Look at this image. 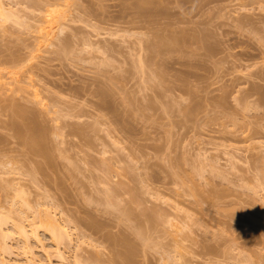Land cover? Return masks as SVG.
<instances>
[{
    "label": "rangeland",
    "instance_id": "rangeland-1",
    "mask_svg": "<svg viewBox=\"0 0 264 264\" xmlns=\"http://www.w3.org/2000/svg\"><path fill=\"white\" fill-rule=\"evenodd\" d=\"M48 1L0 0V264H264V0Z\"/></svg>",
    "mask_w": 264,
    "mask_h": 264
},
{
    "label": "bare ground",
    "instance_id": "bare-ground-1",
    "mask_svg": "<svg viewBox=\"0 0 264 264\" xmlns=\"http://www.w3.org/2000/svg\"><path fill=\"white\" fill-rule=\"evenodd\" d=\"M29 1V0H28ZM31 1V0H30ZM48 1V0H47ZM55 1V0H54ZM143 1V0H142ZM146 0H144L143 2H145ZM27 2V1H26ZM49 2V1H48ZM53 1H51L50 3H52ZM66 2V1H65ZM140 2V1H139ZM151 2H152V0H151ZM151 2L150 1H146V3H150V5H151ZM29 3V2H28ZM32 3V2H31ZM34 3V2H33ZM45 3H47V2H45ZM68 2H66V5H68L67 4ZM36 4H37V2H36ZM38 4H40V5H42V3H40V1L38 2ZM38 4H37V6H38ZM139 4V3H138ZM145 4V3H144ZM153 4H154V2H153ZM33 5V4H32ZM39 5V6H40ZM49 5V4H48ZM37 6L35 7V8H37ZM43 6H44V3H43ZM50 6V5H49ZM52 6H54V5H52ZM144 6V5H143ZM48 7V6H47ZM150 7V6H149ZM39 8V7H38ZM40 8H41V6H40ZM43 8V7H42ZM45 8V7H44ZM50 9V8H49ZM149 9V8H148ZM42 10V9H41ZM45 10V9H44ZM48 10V9H47ZM143 10H145L144 8H143ZM54 11V9L52 10V12ZM44 12V11H43ZM42 12V13H43ZM49 11H47L46 13H48ZM51 12V11H50ZM1 13H3L4 14V12L2 11ZM41 13V12H40ZM45 13V14H46ZM54 13V12H53ZM49 14V13H48ZM47 14V15H48ZM51 14V13H50ZM49 14V15H50ZM6 15V14H5ZM5 15H3V17L5 16ZM62 15V14H61ZM65 16V15H64ZM70 16V15H69ZM53 17H54V15H53ZM55 17H57V16H55ZM74 17V16H73ZM46 19H48L47 17H45ZM50 18V17H49ZM65 18V17H64ZM71 18V17H70ZM45 19V20H46ZM67 19V18H66ZM7 20V19H6ZM50 21H52V23L54 22L53 20H55V19H53V20H51V18L49 19ZM49 20H47L46 22H49ZM71 21V20H70ZM77 21V20H76ZM75 22V21H74ZM61 32V31H60ZM50 34V33H49ZM56 34V33H55ZM54 34V35H55ZM160 38V37H159ZM159 38H158V41H159ZM164 39H166V38H164ZM160 40L162 41V39L160 38ZM172 41H173V39H171ZM164 41V40H163ZM162 41V44H160V47L165 43L167 46H169V45H171L170 43L171 42H169L170 40H168V39H166L164 42ZM159 43H161V42H159ZM52 44V43H51ZM175 44V43H174ZM158 45V46H157ZM67 46V45H66ZM156 46L157 47H159V44H156ZM164 47H165V45H163ZM114 48V47H113ZM153 48V47H152ZM156 48V47H155ZM162 48V47H161ZM160 48V49H161ZM157 49V48H156ZM156 49H155V51H156ZM158 50V49H157ZM154 51V52H155ZM1 52V51H0ZM152 52V51H151ZM10 54V53H9ZM8 54V56H10ZM12 56V55H11ZM149 56V55H148ZM1 57V56H0ZM7 57V56H6ZM20 56H18L17 55V58L18 59H20L19 58ZM144 57V56H143ZM149 57H151V56H149ZM9 58V57H8ZM12 58V57H11ZM16 58V57H15ZM22 58V57H21ZM17 59V60H18ZM6 60V59H5ZM12 60V59H11ZM16 60V62H19V61H17ZM148 60V59H147ZM153 60V59H152ZM7 62H8V60H6ZM10 61V60H9ZM149 61H151V60H149ZM12 62V61H11ZM14 62V61H13ZM6 63V62H5ZM152 63V62H151ZM15 64V63H14ZM10 88V87H9ZM8 89V88H7ZM101 90V89H100ZM105 90V89H104ZM10 92V91H9ZM100 92V91H99ZM96 93H98V91L96 92ZM101 93H105V92H103L102 90H101ZM112 93V92H111ZM35 95V94H34ZM112 95V94H111ZM38 96V95H37ZM4 97H6V96H4ZM10 97V96H9ZM12 97V96H11ZM97 97H99V96H97ZM101 97V96H100ZM104 97V95L102 96V98ZM106 97H108V95H106ZM111 97V96H110ZM0 98H2V96L0 97ZM3 99V98H2ZM1 99V100H2ZM5 99V98H4ZM3 99V101H1L0 103H4V105H3V108H4V106L5 107H7L8 106V103H7V105H5V103L6 102H8V101H5ZM10 99V98H9ZM104 99V98H103ZM7 100H8V98H7ZM16 100V99H15ZM38 100V99H37ZM101 100V99H100ZM5 101V102H4ZM13 100L11 99V102H12ZM10 102V101H9ZM104 102V101H103ZM17 103V102H16ZM38 104V103H37ZM26 105V104H25ZM102 105V104H101ZM9 106L10 107H8V108H5L4 110H9L10 108L12 109V113L13 114H15V116H13V117H15V118H13L12 119V117H11V119L9 118V120L8 121H10L9 122V124L10 125H7L8 124V122H5L6 123V125L7 126H11V128L12 129H14V133H16V135H18V136H20V138L22 137L23 138V142H25V145L26 144H28V146H29V148H33V151H38L37 153H40L41 152V150L40 149H38V148H40L38 145L41 143V142H43V144H44V142L45 141H43V139L45 138V137H43L44 136V132H45V130H46V128H47V126H45L44 128L45 129H42V125L40 124V123H37V121H39V120H37L38 118L36 117V114L35 113H33V110L31 111V109L32 108H29V109H26L24 106V108L23 107H19V105H17V104H14L13 105V103H12V105H10V103H9ZM28 106V105H27ZM41 106V105H40ZM104 106H107V105H104ZM103 106V107H104ZM2 107V106H1ZM44 107V106H43ZM97 107V106H96ZM99 107H100V105H99ZM28 108V107H27ZM45 108V107H44ZM108 108H109V106H108ZM101 109V108H100ZM107 109V108H106ZM3 110V109H2ZM4 110H3V112H4ZM7 110L5 111V112H7ZM102 110V109H101ZM4 112V113H5ZM35 112H36V110H35ZM11 114V113H10ZM7 115V114H6ZM35 116V117H34ZM39 117V116H38ZM18 118H20L22 121H21V123H19V119ZM37 118V119H36ZM41 118V117H40ZM37 121H36V120ZM19 120V121H18ZM75 125V124H74ZM44 126V125H43ZM73 126V125H72ZM9 128V127H8ZM61 128V127H60ZM95 128V127H94ZM11 129V130H12ZM80 129V128H79ZM93 130V129H92ZM97 130V129H96ZM13 131V130H12ZM74 131V130H73ZM73 131H72V133H73ZM56 132V131H55ZM93 132V131H92ZM14 133H12V134H14ZM78 133V132H77ZM76 133V134H77ZM10 134H11V132H10ZM46 134H48V133H46ZM74 134V133H73ZM46 136V135H45ZM80 136H81V134H80ZM85 136V135H84ZM48 137V136H47ZM43 138V139H42ZM83 138V137H82ZM22 140V139H21ZM46 140V139H45ZM86 140V139H85ZM92 142V141H91ZM49 143V142H48ZM20 144H21V142H20ZM22 144H24V143H22ZM87 144V143H86ZM89 144V143H88ZM25 145H23V146H25ZM90 145V144H89ZM22 146V147H23ZM27 146V147H28ZM36 146H38V147H36ZM41 146L43 147V153H46L44 150H45V148H44V146H45V144L44 145H42V143H41ZM36 147V148H35ZM46 147V146H45ZM26 148V147H25ZM28 148V149H29ZM50 148V147H49ZM48 148V149H49ZM30 149V150H31ZM26 150V149H25ZM24 150V151H25ZM29 150V151H30ZM27 151V150H26ZM32 152V151H31ZM35 152H33L34 154H35ZM30 153V152H29ZM42 153V154H43ZM4 154V153H3ZM3 154H0V155H3ZM5 155V154H4ZM3 155V156H4ZM44 155V154H43ZM46 155H47V153H46ZM9 156H11L10 154H9ZM9 156H7V154H6V156H5V158L4 159H6L7 157H9ZM13 156V155H12ZM42 156V155H41ZM0 157H2V156H0ZM25 157V156H24ZM29 157H30V155H29ZM44 157V156H43ZM45 157H47V156H45ZM49 157V156H48ZM18 158V157H17ZM1 159V158H0ZM4 159H2V160H4ZM10 159H11V157H10ZM1 160V161H2ZM8 159H6V161H7ZM13 160V159H12ZM0 161V162H1ZM15 161V160H14ZM38 161H41V160H38ZM10 162L12 163V161L10 160ZM9 162V163H10ZM18 162V161H17ZM103 162H104V160H103ZM6 163V162H5ZM48 163V162H47ZM51 163H53V162H51ZM1 164V163H0ZM40 164V163H39ZM104 164H105V162H104ZM106 164H107V162H106ZM14 165V164H13ZM54 165V164H53ZM104 166H106V165H104ZM18 169V168H17ZM17 169H16V171H17ZM54 170H55V168H54ZM10 171L12 172V170H11V168H10ZM15 171V170H14ZM6 173V172H5ZM118 189V188H117ZM138 190V189H137ZM117 191V190H116ZM136 198V197H135ZM124 211V210H123ZM152 212L153 211H151V214H150V212H149V214L152 216L153 214H152ZM127 216V215H126ZM47 217V222H45L46 223V225L48 226V232H50V235L53 237H51L52 238V240L54 239V241L53 242H55V241H58L59 239H61V241H58V243L60 242H62V244H63V234L65 235V237H67L68 236V233H66L65 234V230H63V231H65V232H62V229H61V226L57 223V220L56 219H54V218H49L48 216H46ZM21 232H23L24 234H26V230L24 229V227H22L21 228ZM59 233V234H58ZM63 233V234H62ZM8 237V233H4L3 232V230L2 229H0V242H1V245H0V249H4L5 248V246H6V243H5V240H6V238ZM124 237V236H123ZM122 237V238H123ZM57 238V239H56ZM116 238V237H115ZM115 240H124V239H115ZM127 240V239H126ZM119 242V244H121V242H124V241H118ZM114 243H115V245L117 244V241L115 242L114 241ZM55 244H57V242H55ZM119 244H117V246L119 245ZM126 244H127V242H126ZM120 247L119 248H121V245H119ZM132 246V245H131ZM134 247V246H133ZM6 249V248H5ZM118 250V249H117ZM127 252L125 253V252H123L122 250H120V251H118V253L120 254V252H123V253H121L122 254V256L125 258H127L128 257V254L130 253V250L127 248V249H125ZM129 251V252H128ZM117 253V254H118ZM116 254V255H117ZM119 254H118V256H119ZM124 254H126V255H124ZM121 256V255H120ZM119 256V257H120ZM31 256H29V258L27 259V263L28 264H36L35 262H34V259H33V257H31ZM97 257V256H96ZM122 257V258H123ZM130 257V256H129ZM126 258L125 259H123V260H126ZM95 259V258H94ZM99 259V258H98ZM119 259H121V258H119ZM128 259V258H127ZM97 261V260H96ZM128 261H129V259H128ZM126 262V261H125Z\"/></svg>",
    "mask_w": 264,
    "mask_h": 264
}]
</instances>
